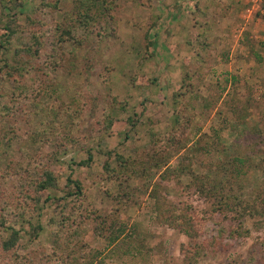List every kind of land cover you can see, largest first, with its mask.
Returning a JSON list of instances; mask_svg holds the SVG:
<instances>
[{
	"label": "rangeland",
	"instance_id": "obj_1",
	"mask_svg": "<svg viewBox=\"0 0 264 264\" xmlns=\"http://www.w3.org/2000/svg\"><path fill=\"white\" fill-rule=\"evenodd\" d=\"M76 1L23 0L13 13L1 11L16 33L0 68L20 61L23 70L12 77L0 70V113L9 112L0 114V264H190L182 254L190 244L203 249L195 264H249L253 250L264 248V219L242 218L239 208L216 211L218 200L197 194L191 172L231 169L243 157L248 164L228 193L249 200L264 189V0H106L108 10L100 2L98 23L87 26L78 24ZM58 26L71 28L73 40L56 42ZM33 36L42 42L36 56ZM134 76L144 87L131 85ZM212 92L217 100L200 120L203 132L182 137L166 166L154 164L152 150L180 130L184 115L196 128ZM232 105L247 135L217 130L210 153L189 152L199 133L215 139L211 119L221 127L233 120ZM106 116L123 124L105 131ZM43 168L54 189L36 188ZM69 178L81 196H68L76 193ZM17 207L40 225L36 238ZM188 211L198 225L193 240L178 216ZM13 229L19 241L5 251Z\"/></svg>",
	"mask_w": 264,
	"mask_h": 264
},
{
	"label": "trees",
	"instance_id": "obj_2",
	"mask_svg": "<svg viewBox=\"0 0 264 264\" xmlns=\"http://www.w3.org/2000/svg\"><path fill=\"white\" fill-rule=\"evenodd\" d=\"M102 2V10H108L107 3L106 0H77L76 1V9L77 11L75 12L76 14H78V18L77 20L79 21L78 24L81 23L82 26H87L91 23H98V18L100 17V15L98 14V9H99V3ZM23 6V0H0V53L2 50H4L6 48V44H9V39L16 33V26L14 24V21L11 20L10 16H8L9 21H3L1 19V11L4 10H8L9 13H13L16 9H18L19 7ZM47 6V4H46ZM93 10H96L97 12H92ZM110 12V10L108 11V13ZM208 17V16H207ZM31 25V23H29ZM72 29L67 27V28H62L60 26L57 27V29L55 30V32H59L60 37H56V42L58 43H62V42H67L70 41L72 38ZM148 31V30H147ZM198 38H202L201 35H199ZM33 39H35L36 41V49H35V53L34 55H38V48H41L42 46V42L40 41V38L33 36ZM199 42L201 43V40H199ZM202 44V43H201ZM144 48L147 50L149 48V43H148V39H147V33L144 36ZM21 52V51H19ZM33 55V56H34ZM28 56H29V52H28ZM198 62V61H197ZM0 70L6 72V74L9 77H12L14 74H16L17 72H21L23 70V65L20 63V61H13V64H10L8 61H4L3 64L1 65ZM139 76H134L133 78H131L130 82L131 85L135 86V87H144L141 86L139 84ZM10 79V78H9ZM234 80V78H233ZM227 82V81H226ZM151 83V80L149 79V84L145 83V86H149ZM152 84V83H151ZM225 89V87H224ZM217 91V90H216ZM212 97L206 98L202 101L201 103V114L199 115V120H197V125L196 128L194 126L190 125V117L184 115V117L186 118V121L180 125V130L178 129H172V134L171 137L169 138L168 141L165 142L164 147H155L152 150L151 155H149V157L152 158V160L154 161V164H156V162L158 160H160L162 162V166H166L169 161H168V152L171 151L173 148H175L176 146L180 145V142L182 140V137L190 134L191 132H193V130H195V132H193V134H197L198 132L202 131V128L204 126V123L200 120L201 118L204 117V112H209L212 109H214V103L216 97L215 95H217V92H212ZM180 95V94H179ZM178 96V95H176ZM175 96V97H176ZM215 97V98H214ZM1 98V97H0ZM231 111L233 112V120L231 122H229V124L225 125L223 124L222 127L218 124V122H216L215 120L211 119L214 126L217 127H213L212 132L213 135L215 136V139H211L212 136H207L206 133H199L198 136L196 138L193 139L190 148H189V152L191 153H198V152H203L206 154L210 153V148H212L213 144L215 142L213 141H219V135L217 136V130H221L222 131H231L232 133L235 134L236 138L237 137H242L244 138L247 132L246 126L247 123L246 121L241 118L240 116L238 117V111L237 109L235 110L234 106H230ZM180 110V109H178ZM190 110V108H189ZM9 111V109H8ZM237 111V112H236ZM6 113H9L6 111H2L1 110V117L4 118V115ZM174 113V117H172V122L174 124H178L179 120H180V111H176V109H174L173 111ZM195 120V119H194ZM134 121V120H133ZM104 122L106 123L104 126L105 127V131L109 130L113 124L115 125H121L123 124L122 121L120 120H112L111 118H109L108 116H106V118L104 119ZM127 122H131L132 126L134 125L131 118L127 119ZM67 128V127H66ZM252 140V139H251ZM251 143V142H250ZM218 145V144H217ZM230 146H227L225 148V150L230 149ZM108 156L110 157V154H108ZM117 159L119 160V163L121 165L122 168L125 167V164L127 163V160L124 159L123 157H117ZM249 159V158H248ZM92 161V155H89L87 160L83 161L80 163L81 166L85 165V166H89V163ZM248 164L247 160L243 157H237V158H233L230 162V167L231 169H223L220 171H216V173L212 174V170L210 172H206V173H202L201 171L197 172H191L192 175H194V181L199 183L197 185V187L195 188V191L197 192V194H199L201 197H205V196H214V198H216L220 204V206L216 209V211H220L222 210L220 207H222L224 210H226L228 213H237V208H239V212H240V216L242 218H249V219H259L260 222L262 219H264V189L260 188L258 191V187L256 188V190L258 191L256 194V197L251 198L249 200H245L243 199L241 196L239 195H233V194H229L227 191V187L229 189H232V181L234 179H237L240 174H243V170L245 165ZM79 165V166H80ZM189 170L188 167H186V165H183V169ZM105 170L109 171H114L109 170L110 167L106 166L104 168ZM130 168H128V172H129ZM142 171H144V169H141ZM180 173L182 172L179 171ZM190 172V171H189ZM124 171H121V174H124ZM168 173L172 174V171L169 172H165L164 174L162 173L161 175H159V181L156 182L153 185V190L150 192V198L154 199L156 196V193L158 192L159 188L161 187L160 183L162 181H168L169 177L166 176ZM174 174H176V171H174ZM226 174H229V176L227 177ZM113 176V175H112ZM33 183V182H31ZM36 188H38L40 191H46L49 189H54L56 187V179L53 175V173L47 169V168H43V170L41 171L40 174V180L37 182H34ZM67 188L70 189L71 186H73L76 189V193L73 192H69L68 196H81L82 191H81V187L79 185V183L77 181H73L70 178L67 180ZM39 191V192H40ZM37 204L40 203V199L36 200ZM45 202H48L47 199H45ZM158 210V214L162 215L164 213V211L160 210L161 208H156ZM160 210V211H159ZM182 211V209H180L179 207L175 208V211ZM17 213H24L23 215H21V220L22 222H26L29 227L31 228V235L33 236V238H36L38 235V232L41 231V227L40 225H34L31 220H32V215L31 212L29 210H27L25 207H17L16 209ZM28 215V219L26 220L24 218V215ZM238 214V213H237ZM181 215L180 218V224L183 228V232L191 239H196L198 237L197 235V221L195 220V215L194 213H192V211H188L187 213H180L178 216ZM236 216V215H235ZM170 224V221H169ZM7 230V229H6ZM122 230H120L118 233H114V236L111 239L110 243H116L117 239L119 238V236L121 235ZM242 233V232H241ZM118 234V235H116ZM20 238L19 232L15 231L14 229L12 231H10V236L8 238V240H6L3 244L2 247L5 251H9L11 249H13L15 247V245L18 243ZM260 247H263L262 245ZM203 249L200 247V245H189V246H182V254L183 257L185 258V260H187L190 264H195V258H197V256H200V254H202ZM258 261H264V248H259L257 250H253V253L251 254V259H250V263L249 264H255L257 262V264H259Z\"/></svg>",
	"mask_w": 264,
	"mask_h": 264
}]
</instances>
